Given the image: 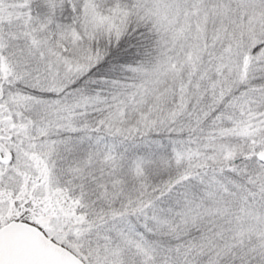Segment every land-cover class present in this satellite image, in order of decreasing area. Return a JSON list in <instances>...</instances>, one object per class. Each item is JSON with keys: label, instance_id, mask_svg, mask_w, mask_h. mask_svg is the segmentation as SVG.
<instances>
[{"label": "snow or ice", "instance_id": "1", "mask_svg": "<svg viewBox=\"0 0 264 264\" xmlns=\"http://www.w3.org/2000/svg\"><path fill=\"white\" fill-rule=\"evenodd\" d=\"M0 264H264V0H0Z\"/></svg>", "mask_w": 264, "mask_h": 264}]
</instances>
